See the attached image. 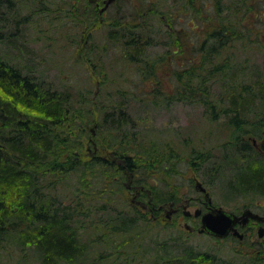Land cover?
Instances as JSON below:
<instances>
[{
	"label": "trees",
	"instance_id": "trees-1",
	"mask_svg": "<svg viewBox=\"0 0 264 264\" xmlns=\"http://www.w3.org/2000/svg\"><path fill=\"white\" fill-rule=\"evenodd\" d=\"M212 1L213 14L205 17L196 10V0H171L163 11L141 3L136 11L115 18L99 43L92 41L91 30L87 40L92 42L84 47L99 76L101 91L94 97L80 90L75 78L70 81L71 76L58 86L33 66L0 53V264H100L104 251L97 250L99 240L106 238V245L116 240L110 243L109 257L118 254L113 248L136 246L135 234L140 239L144 225L124 200L123 181L131 172L133 182L144 186L142 197L150 195L156 204L174 199L164 181L162 188L145 181L147 171H178L172 144L184 149L180 161L186 170L207 163L218 176L230 173L238 185L234 197H264V152L256 151L250 141L263 139L264 148V0ZM1 7L3 42L10 34L2 24L11 14ZM89 13L97 16L94 9ZM83 15L76 14L79 20ZM181 17L190 25L187 37L196 20L209 22L199 46L186 43L184 49L171 30ZM159 45L172 49L148 53ZM115 49L120 61L110 58ZM189 50L193 55L200 50L202 57L194 63L184 55L188 67L177 70L174 56ZM258 54L263 64L255 62ZM237 74L244 79L233 78ZM166 80L173 91L164 88ZM147 83L149 89L136 92ZM136 101L202 104L214 128V133L210 127L207 132L224 135L225 141L207 151L191 137L196 127L188 128L187 137L177 143L137 130L130 113ZM94 112L99 118L90 141L93 149L111 152V158L83 155V125L93 121ZM219 118L221 122H215ZM228 146L234 148L232 153L225 151ZM237 169L240 172H234ZM149 215L148 223L163 219L159 212ZM166 247L158 243L155 255L165 252L154 264H210L206 254L190 249L187 256H170ZM95 252L100 255L96 260Z\"/></svg>",
	"mask_w": 264,
	"mask_h": 264
},
{
	"label": "rangeland",
	"instance_id": "rangeland-1",
	"mask_svg": "<svg viewBox=\"0 0 264 264\" xmlns=\"http://www.w3.org/2000/svg\"><path fill=\"white\" fill-rule=\"evenodd\" d=\"M0 2L1 8L6 11L8 7V11L11 14L8 22L2 24V26H5V34H10L9 38L5 36L7 40L0 42V53L4 58L33 66L37 73L44 76L47 80L53 81L58 86L66 84V78L71 76L69 77L70 81L75 78L79 89L82 91L86 90V93L89 90L88 94H91L90 97H94L101 91L99 76L94 73V68L87 61V56L85 55L87 50L84 45L87 43L91 44L93 40L99 43L106 29L110 27V23L116 21L115 18H119V15L123 13L136 11L141 6V3H147L148 8L151 6L163 11L165 6L171 3V0L168 3L164 0H120L116 4L111 5L104 14L99 15L98 10H95L97 13L95 18H92L89 13L93 10L92 5L87 4L85 0H0ZM70 4L73 7H70ZM195 7L196 10L200 11V15L205 17L208 14H213L214 2L212 0H196ZM77 12L84 14L81 20L77 18ZM185 20L186 18L181 17L180 20L175 21L174 27L171 29L178 35L177 39L182 42L184 49L186 43H200L206 35L205 27L209 24V22L196 20L193 24L192 36L187 37L185 35L186 30L190 32L191 30L189 29L190 25ZM262 20H264L263 16ZM91 30H94L92 41L87 40ZM262 41L264 42V39ZM199 45L197 44V46ZM168 48L172 49L171 46L159 45L153 49L149 48L147 51L148 53L162 52ZM191 52L192 50H189L174 56L177 59V70L187 69L188 66L183 61V56L186 54L194 60V63H198L202 57L200 56L201 51L198 50L194 54L195 56ZM111 57L117 59V61H120L121 58L119 51H116V49L110 51ZM258 57L254 59L255 62L263 64L262 55L258 54ZM167 58L171 61L174 59L169 53ZM119 69L117 65L116 70ZM238 74L233 78L243 80L244 77ZM150 85V83L144 86L140 85L137 87L136 92L142 93L149 89ZM163 85L168 91H173L174 89L171 81L166 80ZM130 113L136 120L134 123L135 129L161 134L163 139L168 138L176 143L187 137L185 132L191 127H196L191 134L195 144H198L199 148H207V151L213 150V145L215 146L219 141H224L225 139L224 135L213 134V124H209L208 122L210 121H207L210 118V113L206 110V106L202 104L178 101L165 106L154 105L153 103L144 104L136 101L132 103V111ZM98 118L97 113L94 112L93 121L83 125L87 135L83 151L85 158L93 154L112 157V153L109 151L101 150L98 147L93 149L94 144L90 141ZM221 120L222 118H219L215 122H221ZM209 127L213 133L207 132L210 129ZM250 141L256 151L264 152V148H262L263 139H252ZM170 147L174 150L173 154L178 156L176 159L178 171L176 172L174 168L170 169L176 173H168L167 171L151 173V171H147L145 181L149 185L162 188L165 185L163 183H167L165 190L173 191V197L176 201L179 200L185 203L186 199L191 200L190 206H188V210L191 213L199 206L197 198L209 200L213 205H220L236 212L241 211L245 206H251L256 209L257 206L255 204H262L261 210H259L264 213V197L254 199H251L250 196L246 198L240 195L234 197L237 193L238 185L233 178L229 177V172L227 176H218L217 173L210 170V167L209 170L206 168L207 163L204 164L205 171H203L204 165L197 170L192 168L186 170L183 160L180 161L184 156V149L180 145L176 146L175 144ZM214 153L217 152L214 151ZM234 172L237 173L240 170L237 169ZM149 173L151 174L148 175ZM134 178L135 176H133ZM126 180L124 179L123 182L125 183ZM161 180L164 182L161 183ZM133 192L131 189L123 191L124 200L127 202V206L131 205L132 209L136 210L137 218L141 215L138 219V222L142 221V225H144L140 235L141 240L135 234L133 242L136 246H133V248L125 246L113 248L118 254L117 256L112 255V257L107 254L111 252L109 249L110 243H115L116 240L111 241L109 245H106V238L99 240L102 245H99L97 250L104 251V256L99 258L101 259L100 264H154L155 259L165 252L161 249L155 255L154 251L155 248H158V243L166 244V249L169 250L168 254L170 256L175 254L186 256L188 251L193 249L198 254L207 253L209 258L204 259L209 263L210 259H212L213 262H216L215 264H264V253L259 256L254 252L255 247L261 245L262 242L256 232L252 237H248L246 241L238 242V239L231 237L215 240L210 236L196 232L190 233L185 228L180 216H173L168 223L164 222V220H151L148 223L150 219L149 211L131 202ZM99 241L97 242L101 243ZM92 255L95 260L100 256L96 252ZM8 264H12V262Z\"/></svg>",
	"mask_w": 264,
	"mask_h": 264
},
{
	"label": "flooded vegetation",
	"instance_id": "flooded-vegetation-1",
	"mask_svg": "<svg viewBox=\"0 0 264 264\" xmlns=\"http://www.w3.org/2000/svg\"><path fill=\"white\" fill-rule=\"evenodd\" d=\"M87 4L92 5V8L94 10H98L99 15L104 14V12L107 11V9L113 5L119 2L120 0H111L108 2V0H85ZM108 2V3H107ZM130 177L128 184L126 185L129 189L133 190L134 194L131 198V201L136 204L137 206H140L143 209L149 210L151 213L159 212L160 216H163V220L167 223L170 222L173 218V216H180L182 217V220L184 222V226L190 233L196 232L201 235L210 236L211 238H214L215 240H220L225 237H231L238 239V242H244L247 240L248 237H252V235L256 232L258 238L262 239L261 245H258L255 247L256 249L254 252L258 254L259 256L264 253V213L262 211L260 212V208L262 204H255L257 206L256 209H254L251 206L243 207V209L239 212H236L234 210H231L233 214L240 215L244 212V210L249 209L254 214L259 215V217H253V216H247L246 220L238 219L233 224V229L228 231L227 234L223 236H217L213 234L211 231L207 230L205 227H203L201 222V217L204 213L208 212L213 208L211 202L209 200H202L201 198L198 199L199 206L194 209L199 210V213L195 215L194 213L191 214V212L188 210V206H190V199H186L185 203L171 199L169 201H163L161 203H155L156 201L154 198H152L150 195L148 197H142L141 194L145 190L142 186V184H138L133 182V179ZM149 194V192H148ZM259 207V208H258ZM260 209V210H259ZM189 212V213H187ZM237 231L235 234L234 231ZM259 232H261L262 235H259ZM198 253L197 251L195 254ZM206 254V259L209 258L208 254ZM216 262H213L212 259H210V264H215Z\"/></svg>",
	"mask_w": 264,
	"mask_h": 264
},
{
	"label": "water",
	"instance_id": "water-1",
	"mask_svg": "<svg viewBox=\"0 0 264 264\" xmlns=\"http://www.w3.org/2000/svg\"><path fill=\"white\" fill-rule=\"evenodd\" d=\"M111 0H108V2ZM107 2V3H108ZM189 213V212H187ZM199 213V210L195 211V215ZM247 216L259 217V215L254 214L251 210L246 209L241 215H235L230 211L223 209L221 206L214 207L208 212L204 213L201 217V222L203 227L207 230L211 231L213 234L217 236H223L228 233L231 229L234 230L233 224L238 219L246 220ZM234 233L236 234L237 231L235 229ZM259 235H262L259 232Z\"/></svg>",
	"mask_w": 264,
	"mask_h": 264
},
{
	"label": "bare ground",
	"instance_id": "bare-ground-1",
	"mask_svg": "<svg viewBox=\"0 0 264 264\" xmlns=\"http://www.w3.org/2000/svg\"><path fill=\"white\" fill-rule=\"evenodd\" d=\"M224 141H225V140H224ZM224 141H219L218 143L220 144V143H222V142H224ZM218 143H217V144H218ZM225 143L233 144V141H232V140H227ZM217 144H216V145H217ZM238 147H240V149H241L242 146L240 145V143H239ZM233 149H234V148L228 146V148L225 149V151H227V152H229V153H232V152H233ZM219 163H220V162H219ZM222 164H224V163H222ZM186 256H187V255H186Z\"/></svg>",
	"mask_w": 264,
	"mask_h": 264
}]
</instances>
